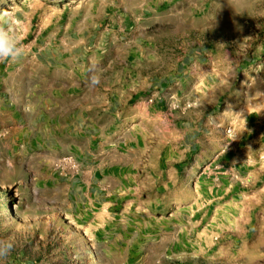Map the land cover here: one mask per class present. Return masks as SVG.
Wrapping results in <instances>:
<instances>
[{
    "label": "rangeland",
    "instance_id": "obj_1",
    "mask_svg": "<svg viewBox=\"0 0 264 264\" xmlns=\"http://www.w3.org/2000/svg\"><path fill=\"white\" fill-rule=\"evenodd\" d=\"M0 22L25 45L0 63L5 264H264V0H0ZM92 92L114 125L65 107Z\"/></svg>",
    "mask_w": 264,
    "mask_h": 264
},
{
    "label": "crops",
    "instance_id": "obj_2",
    "mask_svg": "<svg viewBox=\"0 0 264 264\" xmlns=\"http://www.w3.org/2000/svg\"><path fill=\"white\" fill-rule=\"evenodd\" d=\"M81 98V95L74 96L72 100L65 104V107L76 106L79 108L76 111L79 110L82 119L79 124H83L82 129L92 128L101 123V121L105 122V125H114L116 123L117 119L113 115L111 101L104 102L100 100L99 92H92L86 101Z\"/></svg>",
    "mask_w": 264,
    "mask_h": 264
},
{
    "label": "clouds",
    "instance_id": "obj_3",
    "mask_svg": "<svg viewBox=\"0 0 264 264\" xmlns=\"http://www.w3.org/2000/svg\"><path fill=\"white\" fill-rule=\"evenodd\" d=\"M25 55L23 38L15 28L0 22V63H14ZM10 240H0V264H5L13 250Z\"/></svg>",
    "mask_w": 264,
    "mask_h": 264
}]
</instances>
